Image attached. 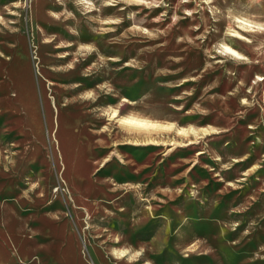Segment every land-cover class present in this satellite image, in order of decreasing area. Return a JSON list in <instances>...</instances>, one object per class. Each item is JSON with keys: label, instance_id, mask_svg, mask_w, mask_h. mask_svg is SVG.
Masks as SVG:
<instances>
[{"label": "rangeland", "instance_id": "obj_1", "mask_svg": "<svg viewBox=\"0 0 264 264\" xmlns=\"http://www.w3.org/2000/svg\"><path fill=\"white\" fill-rule=\"evenodd\" d=\"M0 264H264V0H0Z\"/></svg>", "mask_w": 264, "mask_h": 264}, {"label": "bare ground", "instance_id": "obj_2", "mask_svg": "<svg viewBox=\"0 0 264 264\" xmlns=\"http://www.w3.org/2000/svg\"><path fill=\"white\" fill-rule=\"evenodd\" d=\"M232 51L237 55L239 54L236 50L232 49ZM126 124L133 129H149L150 128V125L148 122H145L143 119L137 118L135 116H131L130 118L126 119ZM152 127L158 128V126L154 124H152Z\"/></svg>", "mask_w": 264, "mask_h": 264}]
</instances>
